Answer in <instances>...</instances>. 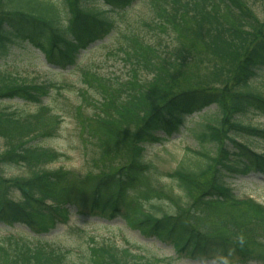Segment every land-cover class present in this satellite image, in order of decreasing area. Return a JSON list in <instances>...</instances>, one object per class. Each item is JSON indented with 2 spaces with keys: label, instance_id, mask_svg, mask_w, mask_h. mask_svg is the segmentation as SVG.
Returning <instances> with one entry per match:
<instances>
[{
  "label": "trees",
  "instance_id": "1",
  "mask_svg": "<svg viewBox=\"0 0 264 264\" xmlns=\"http://www.w3.org/2000/svg\"><path fill=\"white\" fill-rule=\"evenodd\" d=\"M136 1L0 0L1 60L13 46L30 44L58 72H78L95 92L82 89L79 103L62 107L64 117L80 126L93 156V168L73 178L46 167L63 153L43 143L58 134L60 124L43 97L61 86L27 82L0 70L5 150L0 151V178L7 181L0 186V223L22 222L34 232L0 229V264H74L69 257L80 264L169 260L144 245L99 242L79 225L71 228L84 246L43 240L41 234L71 219L72 204L74 214L84 217L122 218L141 237L172 246L177 259L264 264V233L238 234L227 210L240 206L232 176L250 171L264 176V151L242 138L264 141V127L247 123L250 116H264V92L252 89L263 84L264 20L256 23L248 0H152L153 37L130 36L121 28L116 36L127 41L116 48L119 59L131 64L127 78L101 77L92 60L79 66L83 51L117 28L112 14L123 15ZM29 104L35 109L25 110ZM213 105L217 110L211 115ZM196 111L200 120L193 122ZM181 130L190 131L201 147L185 149L192 162L167 174L185 192V202L165 211L153 197L157 189L145 150ZM10 166L24 168L26 175L6 177ZM248 204L257 212L251 221L264 222V207L254 200Z\"/></svg>",
  "mask_w": 264,
  "mask_h": 264
},
{
  "label": "rangeland",
  "instance_id": "2",
  "mask_svg": "<svg viewBox=\"0 0 264 264\" xmlns=\"http://www.w3.org/2000/svg\"><path fill=\"white\" fill-rule=\"evenodd\" d=\"M49 1L55 2L57 0ZM248 3L257 14L258 21H256V23H259V20L263 21L264 0H248ZM152 6V0H137L123 15H116L113 13L112 16L118 20V26L115 31L91 44L90 47L83 51L84 55H80L77 58V62H80V65H84L89 60L95 61V69L99 71L101 77L121 76L122 78H127L131 72V64L127 59L120 60L117 55L118 50H116L119 44H125L127 41L122 38L116 39L117 33L119 28H121L126 32L128 31L130 36L138 34L146 39L152 38L154 31L151 26L153 23H150V21L154 19ZM101 44H104L105 47ZM1 69L16 72L17 75L27 82L34 81L35 84H38L53 81L55 84L61 86L58 93L55 94L54 91H51V96L43 97L44 103L51 104L53 106L52 112L58 114L53 118L54 122L60 123L58 134L53 138H45L43 143L45 146L55 148L63 153V156L47 164L46 167L52 170L61 169L67 172V174L70 172L73 174V176H71L73 178L90 171V169L93 168V156L90 152L91 145L87 143L83 134L80 133L81 128L77 125V122H75L73 118L64 117L62 109L65 102L71 101L73 104L79 103V99L77 98L79 95H77V92L82 89H89L90 94L95 93L88 84L83 82L80 74L69 70L62 73L58 72L57 69L46 62L43 54L37 48L27 43L13 46L7 58L5 60L0 59V70ZM71 69L72 67L70 70ZM143 75L144 73L141 72V76ZM144 77L149 78L150 76L145 74ZM260 80H263V84L257 83L252 86V89L264 92V77L261 76ZM14 101L16 102L17 100ZM24 109L32 111L35 109V105H26ZM216 110L217 107L215 105L211 106L209 114L213 115ZM197 113V111L194 112L193 122L200 120ZM186 117L188 118L187 115ZM209 120L213 121L212 117H209ZM193 122L191 121L188 125H192ZM247 123L253 126L264 127V116H250L249 119H247ZM242 138L244 141L253 145L257 150L264 151V141L250 140L247 137ZM188 147H192L194 150H200L199 148L201 145L190 131L181 130L168 139L154 142L145 150L146 159L151 162L153 166V170H151L149 174L157 189V193H154L153 197L157 205L159 204L160 208L165 211H174L180 204L185 202V192L167 174L177 169L180 165L186 166L188 163L192 162L191 159H188L184 155V151ZM0 151H5L1 143ZM4 175L8 178L26 175V170L22 167L10 166L7 167ZM229 180L232 182V188L234 189V193L238 196L237 202L240 205L234 209H230V207L227 209L228 211L232 210V215L235 218V221L230 222V227L243 236H245V233L249 234L248 238H251L255 233H264V222H259L260 220L257 218V221H251V218L256 215L257 212L252 208L253 206L250 207L248 204L250 200H254L264 207V176L256 171H250L247 174H236ZM6 184L7 181L0 178V186L5 187ZM16 193L19 194L20 192L16 191ZM69 209L70 212H72L71 219L68 222H57L50 231L40 235L43 240L50 243H58L67 248H73L75 245L84 246L71 228L73 225H79L85 228L87 232L93 234L99 242L114 243L118 247L140 244L141 246L144 245V248H148L153 253L169 259L168 261L160 260L158 264H221L215 259H177L174 257L172 246L159 240L141 237L137 232L132 231L127 223L120 217L113 220H100L98 217H84L74 214L76 210L75 204L69 206ZM236 222H245V224L235 228L233 224ZM0 229L1 233L5 230H9L29 235L34 234V232L22 222L10 227L0 223ZM71 254L73 255L74 253L72 252ZM69 258L72 263L80 264L77 258ZM228 264L243 263L234 260ZM247 264L258 263L251 261Z\"/></svg>",
  "mask_w": 264,
  "mask_h": 264
}]
</instances>
